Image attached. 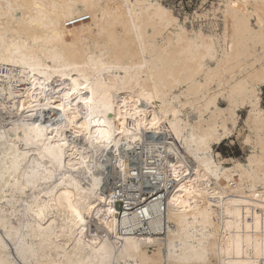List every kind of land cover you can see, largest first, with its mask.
<instances>
[{
	"label": "bare ground",
	"instance_id": "1",
	"mask_svg": "<svg viewBox=\"0 0 264 264\" xmlns=\"http://www.w3.org/2000/svg\"><path fill=\"white\" fill-rule=\"evenodd\" d=\"M201 2L0 0V264H264V0Z\"/></svg>",
	"mask_w": 264,
	"mask_h": 264
},
{
	"label": "rangeland",
	"instance_id": "2",
	"mask_svg": "<svg viewBox=\"0 0 264 264\" xmlns=\"http://www.w3.org/2000/svg\"><path fill=\"white\" fill-rule=\"evenodd\" d=\"M176 9H184L186 12L193 14L197 10L202 9V0H172ZM212 0H207L205 6L210 5ZM264 92V91H263ZM264 105V93L262 94ZM241 115L245 117V111L241 112ZM215 150L220 152L225 157H234L245 159L247 152L242 147L238 135H232L229 138L222 141L220 144L215 145ZM117 208L123 209L122 202H117Z\"/></svg>",
	"mask_w": 264,
	"mask_h": 264
},
{
	"label": "snow or ice",
	"instance_id": "3",
	"mask_svg": "<svg viewBox=\"0 0 264 264\" xmlns=\"http://www.w3.org/2000/svg\"><path fill=\"white\" fill-rule=\"evenodd\" d=\"M73 84H76V81H73ZM85 88H87V85L85 84L84 85ZM76 92V88H73L72 89V93H75ZM72 93H67L66 95L67 96H71ZM83 103L85 105H88L90 106L92 101L91 99H85L83 101ZM62 107V106H61ZM87 121H88V125L87 126H90L91 124H96V125H101L103 124V121L96 118L94 115L91 114V111H90V114L86 117ZM73 122H75V117L73 118ZM85 125H81V127H84ZM37 129L39 126H36ZM225 134H227V130H225ZM97 135L101 136L103 139L105 140H108L109 142H111V137L110 135L106 132V131H100L99 129L97 130ZM57 163H59L60 167L62 168L63 167V164H62V158L61 157H57ZM63 183V181H61V184ZM67 195V194H66ZM77 217H79V213L77 212L76 213Z\"/></svg>",
	"mask_w": 264,
	"mask_h": 264
}]
</instances>
